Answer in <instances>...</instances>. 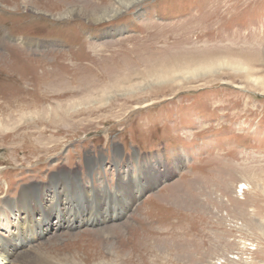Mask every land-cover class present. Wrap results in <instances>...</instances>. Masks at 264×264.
Returning <instances> with one entry per match:
<instances>
[{
    "label": "rangeland",
    "instance_id": "obj_1",
    "mask_svg": "<svg viewBox=\"0 0 264 264\" xmlns=\"http://www.w3.org/2000/svg\"><path fill=\"white\" fill-rule=\"evenodd\" d=\"M118 1L0 0V210L56 176L93 219L33 264H264V0Z\"/></svg>",
    "mask_w": 264,
    "mask_h": 264
},
{
    "label": "bare ground",
    "instance_id": "obj_2",
    "mask_svg": "<svg viewBox=\"0 0 264 264\" xmlns=\"http://www.w3.org/2000/svg\"><path fill=\"white\" fill-rule=\"evenodd\" d=\"M141 1L143 0H120L118 2L121 3L122 6L116 4L114 6V8L117 9L116 11L113 10L110 14L104 12L103 15L92 17L90 20L93 19V22L96 24L106 22L116 18L124 9L127 10L130 6L138 5ZM74 12L76 13L75 9L72 10L69 15L72 16ZM136 167L140 171L143 167V169H146L147 166L140 167L137 165ZM129 172L131 174L132 170ZM59 174L62 175L63 178H68L70 180L69 176L71 175L68 170L62 169ZM56 178L58 177L55 176L50 181V185L55 187V190H52V187L49 185L43 188H37L36 185L30 186L27 187L18 198H15V201H6L2 204L3 207H1L0 214L3 217V222H0V231L3 230L5 233H0V264H33V261H30V259H32L31 256L34 254L33 252L36 247L30 246L32 242L49 240L50 238L48 239V237L54 234H59L61 231H75L80 230L85 226H93L94 221L91 216L85 215L84 217H81L79 215L74 216L71 214L74 198L71 195L66 196L63 193L61 195L59 191L60 186L58 185L59 181H57ZM73 179L78 187L77 189H81L83 192H88L93 195H96L95 193L97 192H104L110 196L118 197V192L113 193L110 191L108 184L105 189H97L93 187V184L91 188L86 186L80 180L81 178L76 175L75 177L73 176ZM139 186L142 187L141 185ZM139 186L137 188V193H140L142 190ZM88 193L80 194L78 199L76 198L77 201L80 203L82 199L89 197ZM135 201V196L133 195H130L126 199V208L124 209L126 213H128V209L134 205ZM64 206H68L67 210L61 208ZM65 211H67V213ZM121 217L122 211L111 216L112 219L114 218L118 220ZM55 236L57 235H54L53 237ZM106 246L107 251L111 254L112 259H114L111 264H122V258L118 251L112 246Z\"/></svg>",
    "mask_w": 264,
    "mask_h": 264
}]
</instances>
